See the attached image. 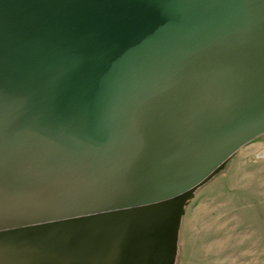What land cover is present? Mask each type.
Returning a JSON list of instances; mask_svg holds the SVG:
<instances>
[{"label": "water", "instance_id": "obj_1", "mask_svg": "<svg viewBox=\"0 0 264 264\" xmlns=\"http://www.w3.org/2000/svg\"><path fill=\"white\" fill-rule=\"evenodd\" d=\"M261 135L264 0H0V264H175Z\"/></svg>", "mask_w": 264, "mask_h": 264}, {"label": "rangeland", "instance_id": "obj_2", "mask_svg": "<svg viewBox=\"0 0 264 264\" xmlns=\"http://www.w3.org/2000/svg\"><path fill=\"white\" fill-rule=\"evenodd\" d=\"M175 264H264V135L195 191Z\"/></svg>", "mask_w": 264, "mask_h": 264}]
</instances>
